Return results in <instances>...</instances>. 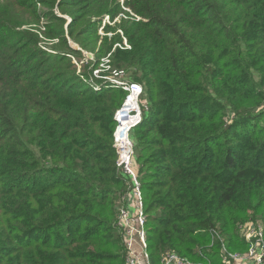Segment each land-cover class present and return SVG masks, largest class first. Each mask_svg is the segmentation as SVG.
Returning <instances> with one entry per match:
<instances>
[{
    "label": "trees",
    "instance_id": "16d2710c",
    "mask_svg": "<svg viewBox=\"0 0 264 264\" xmlns=\"http://www.w3.org/2000/svg\"><path fill=\"white\" fill-rule=\"evenodd\" d=\"M125 3L140 18L100 40L117 0H0V264H125L124 92L83 82L81 50L143 86L131 138L150 264H222L213 229L230 251H246L245 221L264 235V0Z\"/></svg>",
    "mask_w": 264,
    "mask_h": 264
},
{
    "label": "built area",
    "instance_id": "2783aa9c",
    "mask_svg": "<svg viewBox=\"0 0 264 264\" xmlns=\"http://www.w3.org/2000/svg\"><path fill=\"white\" fill-rule=\"evenodd\" d=\"M136 15V14H135ZM106 19L108 15L104 16ZM120 32V31H119ZM122 35V32H120ZM123 37V36H122ZM123 47L130 48L126 39H122ZM102 57L99 63L89 65L87 76L79 68V62L73 57L77 66L76 74L94 91L103 88H117L124 92V98L113 114L115 127L112 134L116 152V163L127 180V191L121 198L117 211L116 226L121 233L125 250V264H150V255L145 230L146 214L143 209L141 183L134 163V142L131 131L141 123L143 111L146 110L141 83L131 80L129 72L124 68H114L110 64V53ZM88 61L87 57H84ZM94 61V59H89ZM242 237L248 242L246 251H230L216 229L213 236L221 241L219 256L222 264H264V235L260 224L245 222L240 226ZM161 264H194L176 252H167L161 258Z\"/></svg>",
    "mask_w": 264,
    "mask_h": 264
},
{
    "label": "rangeland",
    "instance_id": "374dc122",
    "mask_svg": "<svg viewBox=\"0 0 264 264\" xmlns=\"http://www.w3.org/2000/svg\"><path fill=\"white\" fill-rule=\"evenodd\" d=\"M118 3H119V6H120V10L119 12L116 14L115 17L113 18H105L104 16L107 15V14H104L102 17H101V24H100V27L98 29V34L100 36V40L102 39V37L104 36H107V38H110L112 37V35L114 34H121V30L117 27V24L119 23L120 19L123 18V19H129V17L133 18L134 20H138L140 17H138L137 15H135L131 9L126 5V0H117ZM55 12H57L55 9H54ZM66 19H67V16H65ZM106 28H109L106 30ZM112 29L114 30L112 32ZM120 31V32H119ZM122 37V36H121ZM99 40V41H100ZM50 43V42H49ZM100 42L97 43V45L99 44ZM81 52L83 53V56L84 57H87L85 55V53H90L91 54V57L88 58L89 59H93L95 54L94 53H91V52H88V51H85V50H81ZM107 55L103 56L104 58L106 57ZM82 57L80 60L76 59V61H78L80 64H79V68L81 69V71L86 74L87 76L90 75V70H89V67L86 66L88 65V61H86V59ZM128 72V71H127ZM247 222V221H245ZM244 222V223H245ZM261 223L262 225V222H259V224Z\"/></svg>",
    "mask_w": 264,
    "mask_h": 264
},
{
    "label": "water",
    "instance_id": "95a60500",
    "mask_svg": "<svg viewBox=\"0 0 264 264\" xmlns=\"http://www.w3.org/2000/svg\"><path fill=\"white\" fill-rule=\"evenodd\" d=\"M69 45L73 48V49H76V50H81L80 47L73 43L71 40H69ZM85 55L90 58L91 57V54L90 53H85Z\"/></svg>",
    "mask_w": 264,
    "mask_h": 264
}]
</instances>
